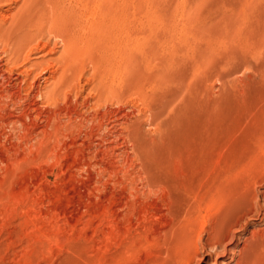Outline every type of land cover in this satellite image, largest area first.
<instances>
[{"label":"rangeland","instance_id":"rangeland-1","mask_svg":"<svg viewBox=\"0 0 264 264\" xmlns=\"http://www.w3.org/2000/svg\"><path fill=\"white\" fill-rule=\"evenodd\" d=\"M238 259L264 264V0H0V264Z\"/></svg>","mask_w":264,"mask_h":264},{"label":"bare ground","instance_id":"bare-ground-1","mask_svg":"<svg viewBox=\"0 0 264 264\" xmlns=\"http://www.w3.org/2000/svg\"><path fill=\"white\" fill-rule=\"evenodd\" d=\"M60 50H61V49H60ZM240 226H241V225H240ZM227 233H229V232H227ZM225 235H226V234H225ZM221 237H222V236H221ZM223 237H224V236H223ZM226 237H227V236H226ZM223 239H224V238H223ZM215 240H216V239H215ZM212 241H214V240H212ZM216 241H217V240H216ZM207 242H208V241H207ZM205 243H206V242H205ZM212 243H213V242H212ZM206 244H207V243H206ZM213 245H214V248H218V249L222 248L223 251L226 252V248L222 246L221 242H219V243H218V242H217V243H214ZM224 245H225V244H224ZM207 246H211V245H210V244H207ZM214 248H213V249H214ZM211 250H212V249H211ZM214 251H216V250L214 249ZM218 251H219V252H222L221 249L218 250ZM228 251H229V250H228ZM240 252H241V251H240ZM227 253H228V252H227ZM223 254H224V253H223ZM234 254H235V253H234ZM240 254H242V253H240ZM240 254H239V255H240ZM239 255H238V256H239ZM242 255H243V254H242ZM233 256H234V255H233ZM240 257H241V256H239L238 258H240ZM236 260H237V259H236ZM242 260H243V259L241 258V261H242ZM236 262H240L239 259H238V261H235V264H236ZM240 264H242V263H240Z\"/></svg>","mask_w":264,"mask_h":264}]
</instances>
